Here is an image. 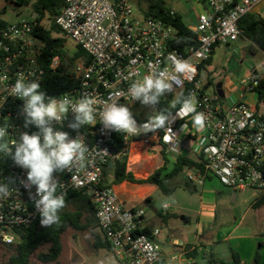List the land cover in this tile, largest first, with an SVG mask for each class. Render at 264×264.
I'll use <instances>...</instances> for the list:
<instances>
[{
	"label": "built area",
	"instance_id": "1",
	"mask_svg": "<svg viewBox=\"0 0 264 264\" xmlns=\"http://www.w3.org/2000/svg\"><path fill=\"white\" fill-rule=\"evenodd\" d=\"M203 3L205 10L198 14L197 24L191 29L195 43L184 52L173 48L177 29L147 15V9L139 12L132 0H65L59 13L50 17L51 25L58 27L90 58L88 63L82 59L75 62L78 84L65 94L73 103L86 94L97 101L95 126L85 125L80 130L89 150L86 163L54 173L58 180L57 194H64L66 199L72 192L84 190L90 195L98 228L122 264H164V246L158 240L161 230L144 233L145 208L129 207L120 198L116 185H110L116 163L128 165L135 144L163 150L176 161L180 156L193 160L194 165L185 167L184 172L195 186L202 187L215 178L235 194L252 192L254 200L264 196V113L244 99L226 104L211 95V86L207 87V81L202 79L208 66L201 69L217 48L238 41L244 17L251 14L262 17L264 0H203ZM40 49L32 21L13 24L0 18V126L8 128V135L0 143L9 147L21 132L37 131L34 126L24 127L23 101L9 92L21 74L26 81L42 83L45 70L37 59ZM176 61L183 63V72L176 71ZM60 64V57L56 56L50 68L56 69ZM162 70L167 71L172 83V91L164 99L170 98L173 106L187 91L186 98L194 100L195 111L181 118L176 115L180 107L171 113L173 123L147 134L105 130L99 123V113L110 102L127 104L138 123L146 122L134 113L141 104L132 101L127 90L133 81ZM259 77L254 69L242 81L244 93L250 98L258 97L255 88ZM198 114H203L200 125L195 122ZM72 115L69 109L67 119L55 127L75 137L77 133L67 127ZM9 177L17 183L11 195L0 200V242L15 244L40 215L28 191L19 184L20 179H26V170L0 152V182ZM201 250V255L209 256L210 249ZM193 251L181 249L171 261L197 264L191 256Z\"/></svg>",
	"mask_w": 264,
	"mask_h": 264
},
{
	"label": "clouds",
	"instance_id": "2",
	"mask_svg": "<svg viewBox=\"0 0 264 264\" xmlns=\"http://www.w3.org/2000/svg\"><path fill=\"white\" fill-rule=\"evenodd\" d=\"M176 71H184L181 61H176ZM171 91L172 83L169 82L168 73L162 70L153 72L142 80L133 81L127 95L132 101H138L141 105L155 110L160 98ZM9 95L23 101L21 115L24 117V127L34 126L37 131L31 134L21 132L11 147L0 143V152L11 157L18 167L26 170V179H20L19 184L28 191L33 200L40 215L41 226L50 227L60 222L59 212L66 206L64 194H57L58 180L54 173L85 165L86 153L89 150L80 130L85 125L95 126L97 101L87 94L75 103L68 94L58 99L42 90L39 81H26L22 74L17 77ZM176 103L181 104L176 113L178 117L182 118L195 111L191 97L178 98L173 102V106ZM69 109L73 115L67 127L77 133L75 137L55 127L57 123L67 119ZM99 116V123L105 130L129 135L155 132L175 120L171 113L158 112L146 122L138 123L130 107L118 102L106 103ZM202 120L203 114H198L195 118L197 125H200ZM7 135V125L0 126V141ZM16 183V179L12 177L0 182V200L11 195Z\"/></svg>",
	"mask_w": 264,
	"mask_h": 264
},
{
	"label": "trees",
	"instance_id": "3",
	"mask_svg": "<svg viewBox=\"0 0 264 264\" xmlns=\"http://www.w3.org/2000/svg\"><path fill=\"white\" fill-rule=\"evenodd\" d=\"M147 6V15H153L169 25L177 29V38L174 41L173 48L185 51L188 46L195 43V34L185 24L180 14L170 9L163 0H138ZM12 2V1H11ZM65 0H37L33 4L34 14L37 17L32 20L34 24V36L41 43L40 53L38 54V62L40 67L45 70L44 79L41 83V89L46 91L48 95L60 98L72 88L77 86L78 79L75 75V62L79 59L86 63L90 62L88 55L79 47L73 56L68 55L66 48L67 38L57 37L54 33H60L61 30L52 26L48 29L42 25L46 16L53 17L59 13L64 5ZM30 4V0H25L22 5ZM4 12V11H3ZM2 13H0L1 16ZM241 37L256 40L258 47L264 50V19L257 15L251 14L244 17L241 21ZM215 53V52H214ZM212 56L204 61L201 69L211 65ZM59 56L61 64L58 68L52 69L50 65L54 57ZM213 84V79L207 80V87ZM257 100L259 104L264 103V77H259V84L255 88ZM187 91L183 92L179 98H186ZM181 107L180 103L175 106L171 105V99L160 98L159 104L156 106L157 113H173ZM194 161L188 157L180 156L177 158L176 167L170 173H166L165 167L157 169L147 179H137L133 173L127 171L126 162L116 163L113 170V179L110 185H120L128 181L136 184H151L159 188L166 196H171L174 189L169 185L170 181L178 176L185 167L193 166ZM108 183V182H107ZM149 200H146L148 203ZM65 207L59 212L60 222L50 227H43L40 219L31 228L22 232L20 239L15 244H4L0 242V248L10 254L7 264H34L32 257L44 247L47 251L38 254V259L42 263H52L59 259L62 251V235L68 229L77 231H86L90 228H98L96 209L91 200L90 195L84 190L74 191L65 199ZM254 209H258L264 205V196L256 199L251 204ZM148 233V230H144ZM96 248L103 246L109 247V244L97 237L95 242ZM110 248V247H109ZM261 260L260 251L254 260V264H259ZM207 264H243L241 256L232 250V262L225 263L209 258Z\"/></svg>",
	"mask_w": 264,
	"mask_h": 264
},
{
	"label": "rangeland",
	"instance_id": "4",
	"mask_svg": "<svg viewBox=\"0 0 264 264\" xmlns=\"http://www.w3.org/2000/svg\"><path fill=\"white\" fill-rule=\"evenodd\" d=\"M36 1L37 0H30V4L28 5H18L11 2V0H0V13H2L0 18L13 24L22 21H32L35 13L33 4ZM163 1L170 9L184 17L186 16L187 19L185 21L188 25L196 23V17L193 11V0ZM132 3L139 12L147 9L146 4L140 3L138 0H132ZM262 18L264 19V13ZM51 20L50 17L45 19V25L48 29L52 28L50 23ZM54 35L67 38L66 48L68 55L70 57L73 56L78 49L77 46L62 32L54 33ZM254 69L257 70L259 76L264 77V50L258 47V42L256 40L240 37L238 41L222 45L216 49L213 62L208 66L202 79L205 82L210 77L213 79L210 94L214 97L217 96L220 101L226 104H233L237 100L244 99V101L248 102L251 106L264 113V103L259 104L256 98L250 99V97H247L244 93L242 81L247 79L248 75ZM134 113H136L142 121H147L150 116L157 114V108L152 110L149 107L139 105L135 108ZM175 181L182 185L181 190L177 194L171 197L162 195L160 199L156 198L151 206L145 208L147 209V221L153 224V226L156 225L157 229L161 230L162 233L164 232L165 235L167 234L173 237L171 240H168V238L164 239L163 235H161L159 237L161 244L174 245L175 241L183 239L186 227L185 221L182 220V216L186 217L192 215V224L196 222V213L181 210L177 217L171 220L170 224L173 226L170 225L168 228L164 217L165 212L162 210L165 203L169 201L172 205L179 207H186L189 205L190 210L195 211L199 208L200 202V188H198L196 192H190L184 188L183 185L186 183L192 185L188 181L184 170L176 176ZM224 189V186L221 187L222 191L231 193V191ZM192 195L194 196L191 197ZM237 196L238 200L235 203H232L228 198L222 195L218 196L216 203V211L218 214L217 224H236L241 219H244V224H264V205L258 209H252L250 207L251 203H253L252 192H247L244 196L237 194ZM154 209H157L158 213L154 212ZM97 237H100L104 242L106 241L99 228L93 227L86 231H77L70 228L62 235L63 251L57 261L42 263L38 259V254L47 251V247H44L32 257V262L34 264H122L111 248L107 246L96 248L95 242ZM174 249L179 252L178 247L174 246ZM177 252H175V255H178ZM9 256L10 254L5 248L1 247L0 264H7ZM163 263L178 264V262H172L168 257L164 258Z\"/></svg>",
	"mask_w": 264,
	"mask_h": 264
},
{
	"label": "crops",
	"instance_id": "5",
	"mask_svg": "<svg viewBox=\"0 0 264 264\" xmlns=\"http://www.w3.org/2000/svg\"><path fill=\"white\" fill-rule=\"evenodd\" d=\"M193 2L196 23L188 25L185 21L187 17L181 15L183 21L190 29L197 24L198 14L203 13L205 10L203 0H193ZM174 12L177 13L176 11ZM210 79L212 78L210 77ZM175 162L176 158L174 156L170 157L166 155L163 150L158 148L149 149L138 143L131 147V156L128 161L127 171L133 173L137 179H147L159 168L165 167L166 172L170 173L174 168ZM175 179L176 177L169 183L174 189L172 195L177 194L182 186L181 183L176 182ZM186 184L183 186L190 192H196L197 189L200 188L201 195L199 196V208L193 211L190 210L189 205L186 207H179L172 205L168 201L162 207L163 212H165V222L169 228L170 225H172L170 224L171 220L174 217H177L181 210L196 213V222L195 224H192V215L186 217L182 216V220L185 221L186 227L184 237L182 240L175 241L174 245L163 244L164 252L162 258L168 257L171 260L176 256L175 252L177 251L174 249V246H176L179 248L177 254L181 253V249H194L195 251L191 253V256L196 258L197 264H207L209 258H214V260L220 262L231 263L232 250L241 256L243 264H254L257 252L261 251V260L259 264H264V224H244V219H241L236 224H217L218 214L216 211V203L218 196L222 195L228 198L232 203H235L238 200L237 194L226 187L224 188L231 191V193L222 191L221 187L223 186L220 181L215 178L209 179L202 187L193 184L190 185L188 183ZM116 190L120 198L129 207H149L156 198L160 199L162 195H164L155 185L136 184L128 181L116 185ZM193 196L194 195L191 197ZM146 200H149V202L146 203ZM250 207L253 209L252 205ZM145 210L147 213V209ZM154 212L158 213V210L154 209ZM154 226L147 221L145 214V229L150 231L157 229L156 225ZM161 235H163L164 239L168 238V240H171L173 238L170 235H165L164 232H161L158 236V240ZM202 248L203 250L210 249L209 256L205 257L201 255ZM178 264L180 263L178 262Z\"/></svg>",
	"mask_w": 264,
	"mask_h": 264
},
{
	"label": "water",
	"instance_id": "6",
	"mask_svg": "<svg viewBox=\"0 0 264 264\" xmlns=\"http://www.w3.org/2000/svg\"><path fill=\"white\" fill-rule=\"evenodd\" d=\"M13 3L18 4V5H22L24 3L25 0H11ZM37 17V14L33 15V19H35ZM109 167L112 169L113 168V164L111 163L109 165Z\"/></svg>",
	"mask_w": 264,
	"mask_h": 264
}]
</instances>
